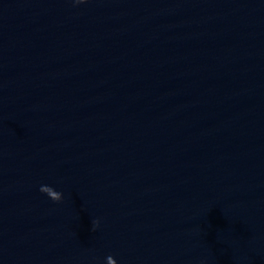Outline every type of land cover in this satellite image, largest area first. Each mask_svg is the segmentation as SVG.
<instances>
[{"label": "water", "instance_id": "water-1", "mask_svg": "<svg viewBox=\"0 0 264 264\" xmlns=\"http://www.w3.org/2000/svg\"><path fill=\"white\" fill-rule=\"evenodd\" d=\"M109 257L264 264V0H0V264Z\"/></svg>", "mask_w": 264, "mask_h": 264}, {"label": "clouds", "instance_id": "clouds-1", "mask_svg": "<svg viewBox=\"0 0 264 264\" xmlns=\"http://www.w3.org/2000/svg\"><path fill=\"white\" fill-rule=\"evenodd\" d=\"M88 2H89V0H70V3H72L73 7H78V6H80L82 4H86ZM40 190L48 191V189H40ZM95 223H96V226H98V222H95ZM108 259H109V264H113L111 257H109Z\"/></svg>", "mask_w": 264, "mask_h": 264}]
</instances>
